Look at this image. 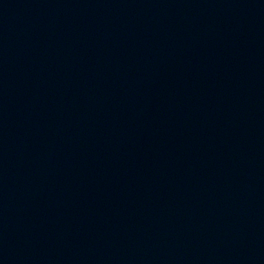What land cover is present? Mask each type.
Wrapping results in <instances>:
<instances>
[{
  "label": "water",
  "instance_id": "1",
  "mask_svg": "<svg viewBox=\"0 0 264 264\" xmlns=\"http://www.w3.org/2000/svg\"><path fill=\"white\" fill-rule=\"evenodd\" d=\"M0 264H264V0H0Z\"/></svg>",
  "mask_w": 264,
  "mask_h": 264
}]
</instances>
